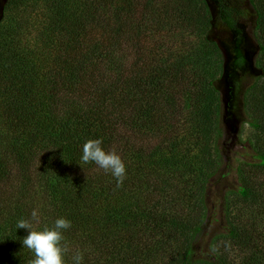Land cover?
<instances>
[{
	"label": "trees",
	"instance_id": "trees-1",
	"mask_svg": "<svg viewBox=\"0 0 264 264\" xmlns=\"http://www.w3.org/2000/svg\"><path fill=\"white\" fill-rule=\"evenodd\" d=\"M17 2L0 0V264H31L16 223L33 209L35 230L71 222L65 264H264V231L228 198L224 249L212 242L214 258H199L193 239L223 127L247 115L264 136V0H33L34 45L27 17L6 27ZM90 139L122 158L119 187L80 160ZM256 152L249 165L264 170ZM237 172L242 200L264 204V178L256 188Z\"/></svg>",
	"mask_w": 264,
	"mask_h": 264
},
{
	"label": "rangeland",
	"instance_id": "rangeland-1",
	"mask_svg": "<svg viewBox=\"0 0 264 264\" xmlns=\"http://www.w3.org/2000/svg\"><path fill=\"white\" fill-rule=\"evenodd\" d=\"M145 1L146 0H139L140 4H144ZM31 2H33V0H18L17 4L12 5L7 22L5 21L7 28L14 30L23 17L29 16L30 13L27 12V6ZM24 20L27 22V26L25 27L26 30L31 32L30 42L34 45L36 40L34 37L35 33L31 26L32 20L28 17ZM27 39L29 38L27 37ZM199 40V34L194 35L190 39V41L197 42V45ZM254 81L250 80L247 87H250ZM256 83L258 86L256 87L255 92L257 94L263 93L264 81L259 80V82L257 81ZM199 92V88L197 87V96L200 95ZM193 117L194 114L188 112L186 120L190 122ZM201 119L200 111L197 107V149L193 154L198 153V146L200 145L199 142L201 143V140L203 139L202 135L200 134L201 129L199 128ZM222 132L223 134L218 141V145L226 156L224 158V163L221 166L220 172L210 179L208 189L205 191L207 192L205 203L207 218L203 224V229L201 233L193 236L196 256L204 259L214 258L213 251L211 250L212 242L219 241L218 247L224 249L225 241H223V239L220 237L226 232L227 227L226 218L224 215L227 198L232 204V209L234 212H236L239 208H243V210L247 209L248 211H246V213L250 214L251 212L249 216L246 215L247 221L253 220V222L256 223L258 231H264V204L263 202H257L256 200L252 199L242 200L238 192L239 188L241 187V182L237 172V169L241 168L242 171H244L245 178L249 179L256 188H259V183L261 179L264 178V170L257 167L253 168L249 164L254 162L261 163L260 160L258 161L254 157H256V151L258 148L260 150L264 149V136L259 132L258 134L257 131L249 124V118L247 115L244 116V119L238 126L236 132H233L230 130V127L227 128L226 126L223 127ZM153 143L156 144L158 141H154ZM192 190L195 193V196H197V201L194 202L195 198H190L186 204L190 205L191 210L197 211L198 205L201 204L199 200L203 198L204 193L201 194L199 192L198 185H195ZM229 251L230 255H237V253L233 252L231 249Z\"/></svg>",
	"mask_w": 264,
	"mask_h": 264
},
{
	"label": "clouds",
	"instance_id": "clouds-1",
	"mask_svg": "<svg viewBox=\"0 0 264 264\" xmlns=\"http://www.w3.org/2000/svg\"><path fill=\"white\" fill-rule=\"evenodd\" d=\"M80 160L83 163H93L105 172H110L116 179L117 186L125 178V164L114 150L106 151L100 139H90L83 143ZM38 211L33 209L30 219H19L16 223L18 229H26L27 235L21 240L24 248L33 253L31 264H65L64 254L67 245L62 243L63 232L71 227V222L63 217L55 219L51 227L44 226L35 230L32 223H39ZM73 264H81L82 257L76 254L72 257Z\"/></svg>",
	"mask_w": 264,
	"mask_h": 264
}]
</instances>
